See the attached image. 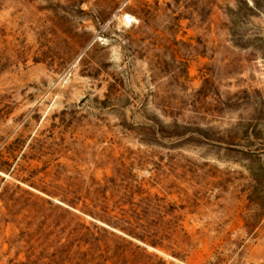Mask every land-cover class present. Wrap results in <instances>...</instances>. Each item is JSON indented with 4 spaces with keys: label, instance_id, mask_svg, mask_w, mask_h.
I'll list each match as a JSON object with an SVG mask.
<instances>
[{
    "label": "rangeland",
    "instance_id": "1",
    "mask_svg": "<svg viewBox=\"0 0 264 264\" xmlns=\"http://www.w3.org/2000/svg\"><path fill=\"white\" fill-rule=\"evenodd\" d=\"M0 166V264L263 258L264 0H0Z\"/></svg>",
    "mask_w": 264,
    "mask_h": 264
},
{
    "label": "trees",
    "instance_id": "2",
    "mask_svg": "<svg viewBox=\"0 0 264 264\" xmlns=\"http://www.w3.org/2000/svg\"><path fill=\"white\" fill-rule=\"evenodd\" d=\"M0 168H1V169H4V168H2L1 166H0ZM66 246H67L66 243H64V244L61 246V248H66ZM69 255H72V253L70 252ZM59 262H60L61 264H73V258H71V260H69V262H67L66 260H64V257H60ZM89 262H90V258H89V257H86V258L81 259L80 261H75L74 264H87V263H89ZM48 264H49V263H48Z\"/></svg>",
    "mask_w": 264,
    "mask_h": 264
},
{
    "label": "crops",
    "instance_id": "3",
    "mask_svg": "<svg viewBox=\"0 0 264 264\" xmlns=\"http://www.w3.org/2000/svg\"><path fill=\"white\" fill-rule=\"evenodd\" d=\"M249 264H264V257L256 259V260L250 262Z\"/></svg>",
    "mask_w": 264,
    "mask_h": 264
}]
</instances>
